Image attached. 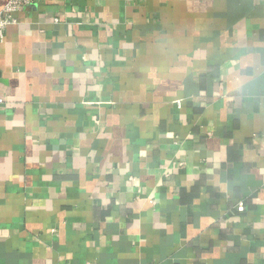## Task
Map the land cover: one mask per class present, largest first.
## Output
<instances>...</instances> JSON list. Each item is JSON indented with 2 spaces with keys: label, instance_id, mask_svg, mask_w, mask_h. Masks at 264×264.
I'll list each match as a JSON object with an SVG mask.
<instances>
[{
  "label": "crops",
  "instance_id": "crops-1",
  "mask_svg": "<svg viewBox=\"0 0 264 264\" xmlns=\"http://www.w3.org/2000/svg\"><path fill=\"white\" fill-rule=\"evenodd\" d=\"M16 19L0 264H264V0H38Z\"/></svg>",
  "mask_w": 264,
  "mask_h": 264
},
{
  "label": "built area",
  "instance_id": "built-area-1",
  "mask_svg": "<svg viewBox=\"0 0 264 264\" xmlns=\"http://www.w3.org/2000/svg\"><path fill=\"white\" fill-rule=\"evenodd\" d=\"M38 0H9L0 8V45L4 41L5 30L8 26L17 22L16 15L21 12L26 6L36 3ZM58 19H54V23H57ZM179 168H183L184 164L179 163ZM237 210L239 212L244 211L243 204H239ZM85 264H98L94 262H87Z\"/></svg>",
  "mask_w": 264,
  "mask_h": 264
}]
</instances>
